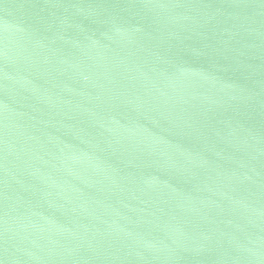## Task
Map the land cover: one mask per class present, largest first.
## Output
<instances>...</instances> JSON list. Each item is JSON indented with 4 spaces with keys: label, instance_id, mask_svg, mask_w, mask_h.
Returning a JSON list of instances; mask_svg holds the SVG:
<instances>
[{
    "label": "water",
    "instance_id": "1",
    "mask_svg": "<svg viewBox=\"0 0 264 264\" xmlns=\"http://www.w3.org/2000/svg\"><path fill=\"white\" fill-rule=\"evenodd\" d=\"M0 264H264V0H0Z\"/></svg>",
    "mask_w": 264,
    "mask_h": 264
}]
</instances>
